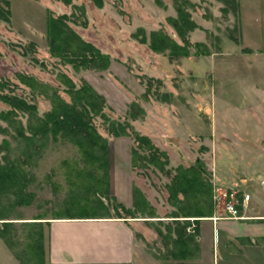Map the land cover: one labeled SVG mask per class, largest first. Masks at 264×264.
<instances>
[{
    "label": "rangeland",
    "instance_id": "374dc122",
    "mask_svg": "<svg viewBox=\"0 0 264 264\" xmlns=\"http://www.w3.org/2000/svg\"><path fill=\"white\" fill-rule=\"evenodd\" d=\"M238 1L240 8L235 12L222 0H186V10L198 25L189 38L208 44L211 53L196 55L192 49L191 55L170 60L141 42L135 33L143 28L149 36L163 29L180 41L169 21L178 15L175 0H8L11 19L0 21V79L7 80L12 94L35 103L40 115L51 108V101L29 87L19 74L32 76L48 90L57 88L66 100L70 97L60 82L61 74L77 86L89 83L105 97V112L111 119L130 124L129 135L115 136L103 118L94 120L109 141L110 163L122 164L123 171L133 177V185L155 209V216L157 212L169 216L175 210L168 201L170 177L153 165L132 167L135 131L149 136L167 153V168L172 171L179 165L203 162L211 174L213 215L224 216L214 200L216 187L235 192L247 189L254 195L264 190V0ZM48 13L78 17V22L70 25L110 56L109 67L77 70L52 55L47 43ZM8 109L0 98V112ZM20 118L26 123V116L21 114ZM4 127L7 122L0 118V161L4 139L10 142L12 157L17 148L12 130L5 133ZM76 154L68 141H49L28 166L31 202L12 203L13 197L0 196V228L3 230V222H14L5 226V232L22 260L29 259L30 226L25 222L41 221L45 260L43 221L68 216V212L82 215L69 206L72 186L63 171V160ZM110 167L109 194L101 195V201L92 196L93 202L85 205L103 217L125 216L116 208L120 202L111 191ZM142 215L137 213L133 218ZM16 254L0 237V264H21Z\"/></svg>",
    "mask_w": 264,
    "mask_h": 264
},
{
    "label": "trees",
    "instance_id": "16d2710c",
    "mask_svg": "<svg viewBox=\"0 0 264 264\" xmlns=\"http://www.w3.org/2000/svg\"><path fill=\"white\" fill-rule=\"evenodd\" d=\"M69 3V0H64ZM235 12L239 11L238 0H222ZM186 0H175V7L178 15L169 17V21L175 27L180 41L171 37L163 29L152 31L149 36L145 29L138 28L135 35L141 42L148 43L149 47L156 52H163L170 60L180 59L184 56L194 54H210V47L204 42H191L189 32L197 28V23L191 19L190 13L186 10ZM75 7V6H74ZM80 10L75 7V10ZM83 14V13H82ZM84 17V16H83ZM11 11L8 0H0V21L9 22ZM78 22L74 14L53 16L48 13L47 19V43L52 55L61 59L64 64H70L75 69H107L111 63L110 56L100 51L91 42L84 40L70 25V22ZM167 51V52H165ZM19 78L40 94H44L51 101V108L43 115L37 110V105L27 101L25 98L12 94V89L7 80L0 79V92L2 89L7 93H0L3 102L10 106V109L0 112V118L7 122V128L2 131L9 133L17 142V148L11 156L9 151L10 142L6 139L2 142V149L5 151L0 161V196L5 195L7 199L13 197V203L28 204L31 202V192L28 188V166L36 155L40 154L44 145L49 141H68L77 151V157L63 160L64 173L70 183L72 200L69 206L76 207L77 212H68L64 217H103L93 208L85 203L93 202L92 196L101 201V195H108L109 189V166H110V145L108 139L103 136L94 123L97 116L103 118L108 125V131L115 136L129 135V122L113 120L105 112L106 99L98 93L93 86L83 82L77 86L66 74L60 75V82L65 86V92L70 99L62 98L55 87H48L43 83L39 84L32 76L19 74ZM35 92V91H34ZM143 111V110H142ZM26 116V123L20 118ZM19 115V117H18ZM137 115L134 114L133 118ZM134 133L136 146L132 148V167H147L153 165L155 168L170 177L166 184L168 188V201L175 207L171 213L175 222H180V217H205L212 216L214 212L212 184L210 172L203 162L197 160L190 166H177L174 171L167 168L169 164L168 155L158 148L149 136ZM173 172V173H172ZM2 197V196H1ZM133 206L127 207L122 203L116 205L121 209L125 217H134L137 213L142 216L154 217L155 209L150 205L143 192L135 185L132 189ZM68 206V207H69ZM85 214V216H83ZM3 216L0 213V218ZM198 221V219H196ZM190 220H184L189 224ZM9 226L14 222H3ZM30 226L27 234L28 260H22V256L16 254L14 245L5 232L0 228L2 237L9 247L14 250L21 264H45L43 250V231L41 221L35 220L25 222ZM176 239L180 243L185 239L181 227L175 228Z\"/></svg>",
    "mask_w": 264,
    "mask_h": 264
},
{
    "label": "crops",
    "instance_id": "0c3cea01",
    "mask_svg": "<svg viewBox=\"0 0 264 264\" xmlns=\"http://www.w3.org/2000/svg\"><path fill=\"white\" fill-rule=\"evenodd\" d=\"M119 163L114 160L110 163L111 191L120 203L129 207L133 202V177ZM238 191L250 194L241 219L215 213L200 218L182 217L178 218L180 222H175L174 217L158 215V212L154 217L48 219L43 221L45 262L264 264V190L255 195L247 189ZM186 219L190 220L187 225ZM178 227L185 235L182 243L176 239L174 229Z\"/></svg>",
    "mask_w": 264,
    "mask_h": 264
},
{
    "label": "built area",
    "instance_id": "2783aa9c",
    "mask_svg": "<svg viewBox=\"0 0 264 264\" xmlns=\"http://www.w3.org/2000/svg\"><path fill=\"white\" fill-rule=\"evenodd\" d=\"M250 199V194L246 192H235L234 190H225L222 187H216L214 191V200L218 206L222 207L224 217L241 219L244 217L242 208L246 207Z\"/></svg>",
    "mask_w": 264,
    "mask_h": 264
}]
</instances>
